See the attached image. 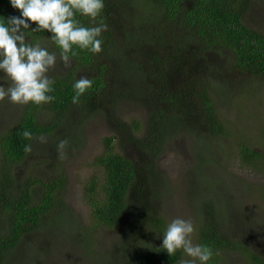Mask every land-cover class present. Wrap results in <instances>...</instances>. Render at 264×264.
Returning <instances> with one entry per match:
<instances>
[{
    "label": "trees",
    "instance_id": "trees-1",
    "mask_svg": "<svg viewBox=\"0 0 264 264\" xmlns=\"http://www.w3.org/2000/svg\"><path fill=\"white\" fill-rule=\"evenodd\" d=\"M257 1L104 0L105 8L96 21L102 19L108 25L101 37L103 51L92 54L73 46L77 52L72 57L73 66L64 76L52 78L54 90L49 94L55 100L22 105L17 122L0 135V264H10L25 234L49 226H56L65 238L73 233L90 244L91 235L85 228L81 230L65 202L68 177L64 169L57 170L60 166L48 160L45 167L49 174L45 177L30 168L24 179L18 180L14 168L30 156L25 145L32 147L41 135L49 139L47 148L55 149L59 140L68 139L66 149L78 150L85 144L79 138L84 132L81 126L99 114L114 133L104 138V151L95 159L99 170L84 190L91 210L86 230L96 234L117 226L127 214L130 217L117 245L103 254L104 264H177L185 258L182 250L169 256L162 248L166 224L159 199L168 184L156 171V162L182 126L188 131L195 128L198 134L204 128L202 135L210 141L230 136L218 113L217 94L222 92L230 99V83L247 85L264 79V28L253 25ZM13 15L19 16V10L10 0H0V19ZM77 19L84 26H93L88 17L77 14ZM28 37L59 55L58 46L46 39L51 33L29 30ZM219 63L222 75L215 77L214 67ZM78 72L92 79L93 85L79 104H73ZM219 79L222 88L216 91L213 86L221 84L216 82ZM128 96L146 109L145 118L127 123L119 119L118 104ZM44 115L49 120L42 123ZM23 130L31 131L34 139H25ZM258 138L262 150L254 149L242 137L237 142L238 155L243 163L263 172L259 165L264 159V128ZM202 163L199 160L195 168H201ZM254 191L262 196V188ZM216 194L225 199L221 192ZM213 203V199L202 203L195 234L196 244L213 250L207 264L230 260L231 250L245 259L242 264H264L261 250L225 231ZM65 216L79 226L63 225Z\"/></svg>",
    "mask_w": 264,
    "mask_h": 264
},
{
    "label": "rangeland",
    "instance_id": "rangeland-1",
    "mask_svg": "<svg viewBox=\"0 0 264 264\" xmlns=\"http://www.w3.org/2000/svg\"><path fill=\"white\" fill-rule=\"evenodd\" d=\"M263 4L264 0L255 3L256 23L253 22V25H259L258 27L262 29L264 28ZM72 66L73 62L68 68H65L62 62H58L49 75L51 78L64 76ZM214 68V76H221V63ZM78 76H82V73L78 72ZM217 81L221 84H214L213 88L220 91L222 81L220 79ZM0 86H7L6 82L0 81ZM227 93L230 99L220 92L219 95L217 94L216 103L220 118L228 127L230 136H220L210 141L203 136L206 131L204 128L201 129L202 135L198 134L195 128L188 131V128L182 126L176 129L175 137L169 141L163 154L157 159L156 171L160 172V176L166 179L168 184L167 190H164L166 192H163L162 198L159 199L161 216L165 220L166 227L173 218L177 217L190 219L196 226L202 211V203L213 199L218 219L225 231L248 242L250 247L257 251L261 250L264 254V159L259 165L263 172L255 171L243 163L238 155L237 146V142L244 137V140L252 143L254 149L263 148L262 141L258 137L260 130L264 128V79L247 85L232 82L230 86L228 85ZM138 103L130 101V96L126 101H121L117 110L119 119L127 123L132 119L145 118L146 109L140 107ZM21 110L22 105L10 103L7 99L0 102V135L17 122ZM40 120L45 123L49 117L44 115ZM81 129L84 132H81L79 138L84 140L85 144L78 150L66 149L64 158L58 155L57 147L47 148V144L40 143L36 137L27 161L16 166L14 172L18 180L21 178L23 180L24 174L30 168H36L34 172H39L42 176L47 175L48 168L46 169L45 166L50 164L48 160L60 166L57 170L64 169L68 177L64 191L65 202L71 209V216L81 226V230L85 228L86 233L91 235L90 244L87 245L73 233L65 238L63 232L60 233L56 226H49L45 228L46 230L25 234V241L20 242L17 254H13L10 258V264H104L103 254L112 246H116L125 232L130 219L128 214L112 228L101 230L96 234L86 230L91 222V210L84 200V190L87 182L99 170L95 165V159L104 151L103 140L111 136L114 130L100 114L81 126ZM72 131L74 132V129L70 132ZM116 150L119 151L118 148ZM206 159L207 161H204ZM199 160L203 161L201 168H195ZM261 188L262 196L260 191H254ZM249 190L251 192L247 193ZM217 191L222 193L225 201L220 200ZM72 217L65 216L63 225L78 227V223ZM195 234L196 231L193 235L194 244H196ZM235 252L231 250L228 255L230 260L220 259L218 264L245 263V259ZM185 259L191 257L185 256Z\"/></svg>",
    "mask_w": 264,
    "mask_h": 264
},
{
    "label": "clouds",
    "instance_id": "clouds-1",
    "mask_svg": "<svg viewBox=\"0 0 264 264\" xmlns=\"http://www.w3.org/2000/svg\"><path fill=\"white\" fill-rule=\"evenodd\" d=\"M11 6L19 10V16L0 19V81L7 86H0V102L6 99L16 105L34 103L42 105L55 100L50 95L55 81L49 73L58 62L65 68L71 66L72 57L77 55L73 46L92 54H100L103 44L102 33L108 31V25L101 19L105 8L104 0H10ZM77 14L90 18L93 26L87 27L77 19ZM36 25V27H32ZM48 32L47 40L55 43L60 49L59 55L50 52L42 42L32 43L28 31ZM93 85L88 76H80L74 83L73 104H79L80 98ZM22 136L33 140V133L23 130ZM40 143L47 144L46 136L38 137ZM68 139H61L57 152L64 158ZM25 152H31V145H25ZM196 226L192 220L180 217L173 218L163 234L162 248L173 256L182 250L187 257L177 264H207L213 257V250L201 244L193 243Z\"/></svg>",
    "mask_w": 264,
    "mask_h": 264
}]
</instances>
